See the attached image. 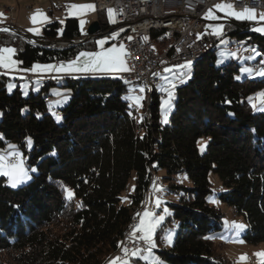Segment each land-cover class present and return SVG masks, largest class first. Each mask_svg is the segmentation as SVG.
Returning <instances> with one entry per match:
<instances>
[{"label": "trees", "instance_id": "1", "mask_svg": "<svg viewBox=\"0 0 264 264\" xmlns=\"http://www.w3.org/2000/svg\"><path fill=\"white\" fill-rule=\"evenodd\" d=\"M98 14L106 34L112 27L109 16ZM227 20L222 37L204 34L212 47L194 60L191 77L177 87L166 124L161 122L162 93L154 90L140 108L125 98L122 76L65 77L59 87L69 90L70 98L55 109L54 79H43L45 86L30 88L25 96L19 85L9 93V77L0 74V153L15 145L30 169L37 168L18 188L0 177V264H104L144 208L151 182L163 183L173 195L172 214L158 230L157 243H163L169 224L179 223L173 246L158 251L160 264H234L218 241L225 215L210 204L212 196L244 217L246 243H264V112L254 97L264 91V78L236 79L240 65L217 52L225 37L230 51L236 44L255 47L257 72L264 68V33L253 30L262 25ZM84 37L79 20L68 17L45 24L35 38L69 42ZM96 40L42 46L1 31L0 49H15L23 71L94 52ZM202 137L209 139L203 154ZM160 170L165 175L158 180ZM211 172L219 177L221 192L215 191ZM132 177L135 190L129 193ZM180 177L191 186L181 184ZM64 188L72 190L73 199Z\"/></svg>", "mask_w": 264, "mask_h": 264}, {"label": "rangeland", "instance_id": "2", "mask_svg": "<svg viewBox=\"0 0 264 264\" xmlns=\"http://www.w3.org/2000/svg\"><path fill=\"white\" fill-rule=\"evenodd\" d=\"M8 1L11 3H7L6 0H0V21L3 18L4 19L6 18L9 20L8 22L11 24V26L13 24V25H16L19 29L23 30L24 32L33 33L32 31H30V29L35 28L34 27L35 25H33L32 19H30V16L32 13H35L38 10L45 9L46 8L45 5L41 6V4L44 3L43 1H46V0H40L41 1L40 3H38V2L35 3V5L32 7L33 8L32 10L29 7L32 5L33 0H8ZM63 1H70L66 5V10L64 13L65 17L62 18L63 23L69 17V14H68L69 8L67 7L68 5H82L84 3L92 2V0H63ZM228 3H231L232 5H234L229 0H221L220 2L214 4L213 7L211 8L213 14L215 16H217L218 19H215V20L206 19L205 17L207 16L208 13H206L204 15L205 32L206 33H210L211 35L216 36L218 38L222 37L224 35V32H225V22L228 21L227 19H229V18L234 19L236 21L251 22L253 25L255 24V25L264 26V22L259 21L258 19L256 21L238 20L231 15H227L224 11H220L216 8V5L228 4ZM4 7L12 8L13 9L12 15H10V16L4 15L2 13V8H4ZM234 9H235V7H234ZM253 10H255V9H253ZM235 11H236V9H235ZM237 12H239V11H237ZM255 13H256L257 17H259L261 14H264V11L255 10ZM64 14L62 16H64ZM82 15H84V14H82ZM82 15H79V17H74V18H77L79 20V23L81 20L85 21L83 28H81V31H82L83 35H87L89 27L94 22L98 21V19L101 15H99L97 12H92L89 17H84L83 19H81ZM110 15L111 14L109 11V20L111 21ZM223 16H225V17L223 18ZM18 21H20L24 25H20L18 23ZM80 27H81V24H80ZM217 27H222V35L214 34V29H216ZM35 29H38L39 34H40L42 31V26L36 27ZM114 34L115 33H106L103 36L97 38L96 42L104 39L107 41V43L104 45L105 49L113 47V46H115L117 49H119L121 47V45H118L117 42L113 41ZM97 46H98V50H96L94 52H100L101 51V48L98 45V43H97ZM236 46H237V48L235 51H230L229 50L230 49V38L225 37L218 44L217 52H218V54L223 55L226 58L225 60L228 61V60L232 59L234 62H236L240 65L239 74L237 75L240 77V79H242L243 76H249V75L245 74L242 71V69L251 68V69H253V75L249 76V78L251 80H262L264 78V76L256 75V72H255V66L257 65V63H255V62L257 61V59L259 57V55H256V53H257L256 48L251 47V46L237 45V44H236ZM124 48L125 47L123 46V49ZM253 49H255V51H253ZM124 50H126V49H124ZM248 52H252V56H249L250 53H248ZM13 59H15V58L13 57ZM123 59H124V57H123ZM247 61H249V62L247 63ZM188 62H191L189 69L179 68L180 65H185ZM67 63H69V62H67ZM193 64H194V61L190 60V61H185L184 63H182L180 65L168 66L165 68V70H163V72H164L163 75L159 79H157L158 87L156 89H158V91H160L162 93V101L167 98V93L163 89L170 87L169 82L175 83V88L172 89V91L174 92V99L172 100V108L167 115V122L166 123H168L169 117H170L171 113L173 112V110L175 109V102H176V98H177L175 91H176L177 87H179L181 84L185 83L191 77V70L193 68ZM40 65H55V63H45V64H40ZM125 66L128 69L127 71H112L109 74H102L99 72H95V73L84 72V73H90L89 76H93V77L108 75L112 78H119L121 75H122V77H124V74H128L130 72V67L126 61H125ZM17 67L19 68V65ZM0 69L2 70V74L9 77V80L7 82V88H8L9 93H12L16 89L17 85H19L21 90L23 91L24 95L28 96L30 88H33L35 91H39L43 86H45V83L42 82L43 78H47V79L52 78V79H54L55 84L53 86H51V95L53 96L51 106L55 109L62 108L64 105L67 104V102L70 98L69 90L59 87L60 85H64L66 83V80L64 79L65 77L71 76V75H63V74H67V73L51 72V73H45L47 75L49 74V76H46V75L34 74L30 71H25V72L21 73L20 71H8L7 69H4V68H0ZM166 69H172L173 71L168 72V71H166ZM185 71L189 72L190 74L187 75L186 77H181L180 73L185 72ZM27 72H30L31 75L35 77V79L32 80L31 77L28 78ZM52 73H54L56 75L50 76V74H52ZM78 73H83V72H76L73 74H78ZM37 75H40V76H37ZM73 77H78V75L73 76ZM165 77H167L168 79L165 80L164 79ZM123 81L127 85V93L125 94V98L129 102H131L132 104L137 105L135 103L134 98L139 96L142 98V106H143V102L147 98H149L152 91H148L143 84H129V82L127 81L126 78H123ZM10 85L12 86L11 90H9ZM141 89H143V91H141L142 95H136L135 91L139 90V92H140ZM261 92H264V91L258 92L254 97L256 98L258 96V94ZM61 95H65V96L61 97ZM256 100L258 101V103H260V101L258 99H256ZM162 101H161V103H162ZM256 102L252 101V104L253 103L256 104ZM139 107L141 108V106H139ZM261 107H264V106H262L260 104L259 109ZM261 112H264V111H261ZM0 120H1V115H0ZM164 120H165V116H164V113H163L162 108H161V122L163 124H166L164 122ZM208 142H209V139L207 137H202L199 139L198 148H199V151L201 154L206 152ZM32 148H33V142L31 140L30 146L27 143V150L30 151ZM10 151H13V149H9L8 151H6L4 153L10 152ZM15 151H18L22 154L24 167L26 169H29L28 175L32 178L33 174H36V172H37L36 166L31 167V169H33V168L36 169L35 172L30 171V166L26 161V157L24 156L23 150L15 148ZM156 175L158 177V180H160L159 178H162L165 175V173H164V171L160 170L159 172H157ZM0 177H2V175H0ZM3 177H5V176H3ZM5 178H6L7 184L11 187L9 178L8 177H5ZM31 178L28 179L24 183L18 184L15 188H18L20 186L27 184L31 180ZM209 178H210V181L212 182V184L214 186L215 191L221 192L219 177L217 175H215L213 172H211ZM179 182L185 186H191V182L189 180H187L186 177H180ZM153 183L155 184L156 180H154ZM11 188H13V187H11ZM157 188H163V191H157L156 190ZM134 190H135V180L132 177L130 180V183H129L128 191H129V193H134ZM150 194H152V195H150V201H149V199H147V195H146V203H145L144 208L141 211L142 213L140 215V219L142 218L143 213L146 211L155 213L157 216L162 215L164 217L162 223L156 228V230L154 232V237H153L154 241L156 243V247L153 249V256L158 261V264H160L161 260L159 258L158 251L160 249H162V247L169 249L173 246L176 231L178 229L179 223L174 221L171 224H169L167 226L165 232H164L163 243L158 244L156 241V234H157L158 230L164 225L166 220L172 214V209L169 206V203L172 201L173 195L170 194L169 190L165 188L163 183L157 184L156 188L152 189ZM157 198H160L162 201L161 206L159 208H157L156 204H155V201ZM127 201H128V199H127ZM209 201H210L211 205L218 206L223 211V213L225 215L224 220H223V229L218 235V241L222 243L221 244V250L224 252V254L228 258H230L234 262V264H242L241 259H240L242 256L248 257L246 264H261V260H260V258L257 257L256 254L260 253V252H264V243L250 244V243H246L244 241L243 236L245 235L246 230H247V223H246L244 217L233 215L231 212V209L226 204H224L223 202L216 199L215 196L210 197ZM165 208L167 209V212L164 211ZM232 223L243 224V225H245V228L243 230L238 231L235 228L230 227V225ZM136 227H135V229H136ZM135 229L133 231L134 234H136ZM169 232L172 234V243L171 244L167 243V240H166V237H167ZM240 241H243V242L241 243ZM146 248H147V245H146ZM145 255H148L147 251H144V253H141V256H145ZM117 257H120L121 260H123L125 258L121 255V253L115 252L114 254H112V256L107 258V260L105 261L104 264H113V261H117ZM132 258L142 260V262H146L145 260L140 259L139 257H133L132 256ZM127 259L131 262V264H141L140 262H137V261L131 259V257L130 258L127 257ZM146 263H148V262H146ZM117 264H120V262L117 261Z\"/></svg>", "mask_w": 264, "mask_h": 264}, {"label": "built area", "instance_id": "3", "mask_svg": "<svg viewBox=\"0 0 264 264\" xmlns=\"http://www.w3.org/2000/svg\"><path fill=\"white\" fill-rule=\"evenodd\" d=\"M221 0H123V2H97V13L109 16L111 11V31L115 33L113 41L123 45L127 55L124 60L130 72L121 78L140 77L146 82L157 80L160 72L168 66H176L191 59L205 45H211L204 39V15ZM236 11L245 8L264 11V0H229ZM64 12V6L58 5L52 11ZM4 15H12L13 9L2 8ZM114 21V22H113ZM147 38V39H145ZM0 73L2 70L0 69ZM142 95V92H137ZM148 94V93H147ZM151 95V94H150ZM156 185L147 191V199ZM139 218L135 223L139 224ZM127 238L124 249H146V244L134 234ZM124 249L121 253L125 257ZM143 253V252H142Z\"/></svg>", "mask_w": 264, "mask_h": 264}, {"label": "snow or ice", "instance_id": "4", "mask_svg": "<svg viewBox=\"0 0 264 264\" xmlns=\"http://www.w3.org/2000/svg\"><path fill=\"white\" fill-rule=\"evenodd\" d=\"M69 8V15H82L85 14L87 11H94L95 6L94 5H68ZM216 8L220 11H224L227 15H231L234 18L238 20H250V21H256L257 19L259 21L264 22V14H261L259 17H257L255 10L251 8H245L242 12H237L234 9V5L231 3L228 4H219L216 5ZM110 14L112 10H109ZM40 18L41 22H47L48 17L43 12H40L39 10L33 14L31 17L32 23L36 24L37 18ZM206 19H218L217 16H215L210 9ZM114 22V21H113ZM63 23V21H61ZM85 21L81 20V28H83ZM2 31H9V29H0ZM255 31H259L261 33H264V26L253 29ZM30 31L33 32V34L39 35L38 29H30ZM214 34L216 35H222V27H217L214 29ZM115 38V37H113ZM147 39V38H145ZM98 45L101 48L100 52H81L76 60L70 61L67 64H59V65H40L36 64L32 66L30 69H23V71H30L34 74H45V73H51V72H60V73H67L72 74L76 72H112V71H127V67L125 66V61L123 59L124 56L127 55V52L123 49V46L119 49H117L115 46L105 49L104 45L107 43L106 40L102 39L99 40ZM255 51V49H253ZM16 50L12 48H3L0 49V68L7 69L8 71H21L17 66L22 63V61H17L13 59L15 55ZM256 55H260L259 52L256 53ZM83 58V59H82ZM190 63L188 62L185 65H180L179 68L181 69H189ZM168 72H172V69H166ZM242 71L251 76L253 75V69L251 68H244ZM190 73L185 71L180 73L181 77H186ZM256 75L264 76V68L258 70L256 72ZM165 80L168 78L165 77ZM236 79H240L239 76L236 77ZM170 87L163 89L167 93V98L162 101L161 108L165 116L164 122H167V115L169 111L172 108V100L174 99V92L172 89L175 88V83L169 82ZM11 85L9 86V90H11ZM140 91H143L141 89ZM135 103L138 106L142 107V98L137 96L134 98ZM253 98H250V100ZM260 101V104L264 106V92H261L256 97ZM257 105L253 103V108H256ZM259 110L264 111V107H261ZM57 121L61 119L59 115H56ZM2 139V137H0ZM28 145H31V139L29 138L27 141ZM10 149H13V151L7 152V153H0V175L8 177L10 181L11 187L15 188L18 184L26 182L31 177L28 175L29 169H26L23 164V157L22 154L18 151H15L16 146L15 145H9ZM30 171L35 172L36 169H30ZM157 191H163V188H157ZM64 192L66 193V197L71 200L74 198V193L69 188H64ZM161 199L157 198L155 201L156 207L159 208L161 206ZM165 212H167V209H164ZM139 215V214H138ZM164 217L157 216L155 213L152 212H144L142 218L139 220V224L135 229V233H139L140 239L147 245L146 249L142 248H136L135 250L131 251V256L133 257H139L140 259L145 260L148 262V264H158V261L153 256V249L156 247V243L154 241V232L156 228L162 223ZM227 223V222H226ZM230 227L235 228L236 230H243L245 228V225L238 224V223H232ZM206 239H213L215 237H205ZM167 243H172V234L169 232L166 237ZM241 243L243 241H240ZM147 251L148 255L141 256V253ZM125 258L121 260L120 257H117V261L120 262V264H131V262L127 259L129 255V249H124ZM258 258L261 260V264H264V252H260L256 254ZM242 264H246V261L248 259L247 256H242L241 258ZM117 261H113V264H117Z\"/></svg>", "mask_w": 264, "mask_h": 264}, {"label": "crops", "instance_id": "5", "mask_svg": "<svg viewBox=\"0 0 264 264\" xmlns=\"http://www.w3.org/2000/svg\"><path fill=\"white\" fill-rule=\"evenodd\" d=\"M6 2L7 3H11V2H9L8 0H6ZM40 3L41 1L40 0H33V3H32V5L29 7L31 10L33 9L32 7L35 5V3ZM44 3H42L41 4V6L43 5H45V9H41V10H39L40 12H43L44 14H46V16L48 17V21L47 22H41L40 21V18L38 17L37 18V23L36 24H33V25H35L34 27L36 28V27H43L45 24H48V23H50V22H53V21H62V18H64L65 17V10H66V5H67V3H69L70 1H63V0H46V1H43ZM95 2V0H92V2H88V3H84V4H82V5H94L93 3ZM61 4V5H63L64 6V12L63 13H61V12H59V11H52V12H50V10L51 9H54V8H56L57 6H58V4ZM59 4V5H60ZM42 8V7H41ZM27 10V9H26ZM28 12V11H27ZM37 12V11H36ZM35 12V13H36ZM92 12H96L95 10L94 11H87L84 15H82L81 16V19H83L84 17H89L90 15H91V13ZM29 13V12H28ZM35 13H32V14H35ZM31 14V16H30V19H31V17L33 16ZM64 14V16H62ZM59 15V16H58ZM69 17H79V15H69ZM9 20L8 19H2L1 21H0V26H11V24L8 22ZM18 23L20 24V25H24V24H22L20 21H18ZM13 25V24H12ZM12 27H14V28H16V29H18V30H21V29H19L16 25H13ZM81 28V27H80ZM21 31H23V30H21ZM24 32V31H23ZM82 32V31H81ZM25 33H27V34H29V35H31V36H33V37H37V36H39V35H35V34H33V33H29V32H25ZM85 36H87V35H85ZM113 42V41H112ZM125 49V48H124ZM126 51V50H125ZM79 56V55H78ZM77 56V57H78ZM77 57L74 59V60H76L77 59ZM83 59V58H82ZM73 61V60H72ZM59 64H67V62H60V63H55V65H59ZM21 73H23V72H25V71H20ZM56 73V72H55ZM99 73H102V74H109L110 72H99ZM27 76H28V78L29 77H31L32 78V80L33 79H35V77L34 76H32L31 75V73L30 72H27ZM40 75H46V76H49V74L47 75V74H40ZM40 75H37V76H40ZM53 75H56V74H54V73H52V74H50V76H53ZM63 75H71V76H76V75H78V77H86V76H89L90 75V73H78V74H63ZM102 76H108V75H102ZM122 76V75H121ZM43 79H45V78H43Z\"/></svg>", "mask_w": 264, "mask_h": 264}, {"label": "water", "instance_id": "6", "mask_svg": "<svg viewBox=\"0 0 264 264\" xmlns=\"http://www.w3.org/2000/svg\"><path fill=\"white\" fill-rule=\"evenodd\" d=\"M0 29H9L10 32H13V33H16L22 37H24L25 39L33 42V43H36L38 45H42V46H47V45H67V44H70V45H75V44H79V43H82V42H85L87 40H90V39H97L101 36H103L104 34L101 33L102 31V24L100 21H96L94 22L90 27H89V30H88V33H87V36L80 39V40H76V41H69V42H62V41H56V42H43V41H40L38 40L37 38L21 31V30H18L12 26H0ZM2 30H0L1 32ZM111 31H108V33H110Z\"/></svg>", "mask_w": 264, "mask_h": 264}, {"label": "bare ground", "instance_id": "7", "mask_svg": "<svg viewBox=\"0 0 264 264\" xmlns=\"http://www.w3.org/2000/svg\"><path fill=\"white\" fill-rule=\"evenodd\" d=\"M99 1H101V2H123V0H95L94 4H97V2H99ZM211 47H212V45H205L204 47H202V49H200V51L197 54H193V57L191 59H186V61L196 60L202 54H205L209 49H211ZM163 73H164L163 71L160 72L158 79L163 75ZM126 79L129 82V84H143L148 91L153 92L158 87L157 80H153L152 82H146L145 79H141L140 77L126 78ZM137 92H139V90L135 91L136 95H141L140 93H137ZM138 218H139V216H136L133 219L131 226H130L131 229L129 232H127V235L125 236L124 240L122 241V244H121L119 250L117 251V253L122 252V250L124 249L126 240L131 235V232L134 229L135 223L138 220Z\"/></svg>", "mask_w": 264, "mask_h": 264}]
</instances>
